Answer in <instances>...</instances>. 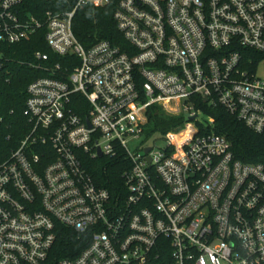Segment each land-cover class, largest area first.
<instances>
[{"label": "built area", "instance_id": "2783aa9c", "mask_svg": "<svg viewBox=\"0 0 264 264\" xmlns=\"http://www.w3.org/2000/svg\"><path fill=\"white\" fill-rule=\"evenodd\" d=\"M24 2L0 0V44L44 29L49 50L78 63L33 53L49 75L27 84L30 129L0 163V264H45L57 224L91 231L58 264H264V167L236 159L199 107L264 134V0H120L112 17L127 51L72 32L76 10L108 0L37 14ZM154 104L184 125L145 134ZM120 152L126 194L113 198L82 158Z\"/></svg>", "mask_w": 264, "mask_h": 264}, {"label": "trees", "instance_id": "16d2710c", "mask_svg": "<svg viewBox=\"0 0 264 264\" xmlns=\"http://www.w3.org/2000/svg\"><path fill=\"white\" fill-rule=\"evenodd\" d=\"M105 6H84L76 10L72 20L74 36L85 46L104 39L127 51V42L116 28L112 17L120 0H108ZM25 8L35 14L50 10H71L74 0L39 1L25 0ZM44 29L38 31L29 40L15 44H0V163L9 158L30 129L23 115L26 100V86L29 82L49 75L42 66L35 65L34 52H45L49 59L45 65L60 64L62 68L78 63V59L69 56H57L49 50L43 37ZM201 111L213 120V132L224 136L230 142L234 157L243 163H260L264 167V134L256 133L238 118L222 107H208L199 101ZM75 112L83 111L77 107ZM145 134H163L184 125L182 113L171 115L161 106L154 104L147 110ZM82 164L91 175L95 184L106 188L113 198L126 194L121 179V170L127 164L124 154L108 158L105 156L91 159L83 156ZM56 236L50 248L45 264H58L64 257L73 258L90 242L91 231L77 234L72 229L57 224ZM161 264V263H159Z\"/></svg>", "mask_w": 264, "mask_h": 264}, {"label": "rangeland", "instance_id": "374dc122", "mask_svg": "<svg viewBox=\"0 0 264 264\" xmlns=\"http://www.w3.org/2000/svg\"><path fill=\"white\" fill-rule=\"evenodd\" d=\"M258 75H259L261 78L264 79V67L259 69V71H258ZM199 117H200L201 119L206 118V117H204L202 114H200ZM157 134H158V133H155V135H153V136H154V137H159ZM154 139H156V138L151 137V138H150V141H153ZM163 143H164V140H163V141L160 140V139H156V140H155V144H156L157 146H162Z\"/></svg>", "mask_w": 264, "mask_h": 264}, {"label": "water", "instance_id": "95a60500", "mask_svg": "<svg viewBox=\"0 0 264 264\" xmlns=\"http://www.w3.org/2000/svg\"><path fill=\"white\" fill-rule=\"evenodd\" d=\"M190 118H191V119H194V117H190ZM148 148H149V147H146L144 151L146 152V151L148 150ZM97 154H99V156H101V153H100L99 150H98V153H97ZM147 160L150 161V157H149V156H147Z\"/></svg>", "mask_w": 264, "mask_h": 264}]
</instances>
